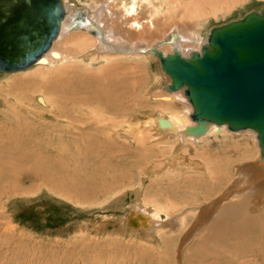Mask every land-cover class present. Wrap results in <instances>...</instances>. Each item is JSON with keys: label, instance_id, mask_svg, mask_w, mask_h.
Returning a JSON list of instances; mask_svg holds the SVG:
<instances>
[{"label": "bare ground", "instance_id": "1", "mask_svg": "<svg viewBox=\"0 0 264 264\" xmlns=\"http://www.w3.org/2000/svg\"><path fill=\"white\" fill-rule=\"evenodd\" d=\"M68 1L60 0L63 14L56 37L39 57L25 67L12 71L0 70L2 74L0 87L20 82L23 84L21 88H25V91L22 89L20 91L28 92L26 87H34L36 90L32 95L38 106L42 110H47V117L59 124L65 123L71 128V126H86L91 124L92 120L98 121L97 118L102 113H113L117 110L119 112L124 104L133 101L132 81L135 80L128 78L127 81L123 78L120 81L103 84L80 74V70L84 71L82 66L112 62L127 57L128 60L137 61L135 64L143 68V71H140L142 73L146 67L149 68L147 62L155 61L156 58L161 64L162 58L173 53L187 59L194 54H200L203 49L211 50L212 46L208 42L211 32L201 36L198 23L206 20L209 15L215 16L218 12L223 14V11L230 10L247 0H193L190 3H183L184 0H166L165 6L168 10L166 9L163 14L164 21L161 23L163 25L159 28L157 26V22H160L159 12L157 14L152 10L154 13L143 19L136 0L128 4L124 0H84L91 2L90 15L88 13L83 15L81 10L67 5ZM105 4L106 8H104ZM176 12L181 13L177 18L180 22L170 25L169 21L176 20ZM263 12L264 8L258 13L249 14L260 16ZM77 15L84 16L83 22H75L77 18L74 17ZM163 22L166 24L164 25ZM74 25L77 29L73 28ZM149 36L158 37L148 39ZM61 39H63L61 43L63 50L57 47ZM122 51L127 54H123ZM155 63L156 66L157 62ZM160 67L162 69V65ZM38 70L40 75L36 79L34 76ZM24 71L32 73L20 79L8 75ZM155 76L152 89H147L143 93L141 90L140 93L138 92L142 94L143 100L149 96L148 99L154 103V106L151 109L141 110L135 119L133 117L135 121L133 132L132 126H129L127 129L130 130L127 131L118 128V135L126 144H135L144 150L148 148L147 142L158 143L157 145L162 149H169L161 159L160 169L144 168L148 177H158L164 172L173 174L180 169L186 171L181 167L182 165L189 166L188 169L192 173L195 170L200 173L198 174L200 181L196 180V188L198 187L201 193L208 194L203 200L211 202L199 208L196 218L194 214L195 221L192 225L186 222L189 217L187 212L185 213L187 216L182 215L181 218L172 220L173 213L162 210L157 204L150 205L146 200L142 202L137 189L133 190L135 200L127 206L124 199L126 190L119 191L120 187L116 190L111 188L115 182L113 179L128 174L127 162L123 160L125 156L115 158L116 165L109 166L106 162L107 158L96 152L92 142H87L85 147L82 146L83 149L76 150L74 159L75 161L77 159L76 162L71 161L70 165L60 167L54 161V167L51 168L46 166L50 158H47L45 163L40 162L39 159L42 154L41 147L44 150L46 145L43 139L29 133L23 134L19 142L17 133L12 138L8 135L3 138L5 142H0V191L3 190L4 185L15 180L21 183L25 177H29L33 182H38V178L42 179L38 183L49 190L58 185L60 188L57 190L61 189L60 191L63 192V189L69 186L75 192L73 196L76 199L94 195L105 189H109L110 192L113 190L109 207L118 210L121 216H117L115 221L119 227L112 231V234L138 237L140 240L154 242L153 247L160 246L165 249H170L172 243L178 242L180 244H178V254L181 252L180 246H184L183 251L191 250L200 242L198 244L200 249L194 251L191 264H242L240 261L243 264H264V214L262 213L264 212V152L261 151V142L258 140L260 130L252 127L232 129V123L229 121H212L195 117L187 86H171V77L163 69L162 71L158 69ZM210 93V97L213 98V93ZM228 93L230 97L235 98L229 99L230 102L226 99L227 104L251 105V101L242 96L243 92L239 91L237 95L230 91ZM1 95L3 98L14 100L6 93L1 92ZM225 101H221V104L229 106ZM213 103L214 100L207 98L204 108L214 106ZM85 141H87L86 135L81 139L82 143ZM215 144L217 148L214 147ZM14 145L15 149H13ZM250 147L255 151L253 156L250 155ZM192 150L195 151V154L192 153L193 156L190 154ZM212 150L219 153L214 155ZM190 163L194 165L190 166ZM189 186L191 189L195 188ZM123 187L126 185H122ZM162 214L167 218L166 220L162 221ZM90 225V231L94 232V235L110 234L105 231L107 229L104 230L105 223ZM85 226L83 228L87 229ZM177 227L184 229V234H181L179 240L176 234ZM83 228L81 229L84 230ZM159 231L161 232L158 233ZM165 232L166 235L163 234Z\"/></svg>", "mask_w": 264, "mask_h": 264}, {"label": "rangeland", "instance_id": "2", "mask_svg": "<svg viewBox=\"0 0 264 264\" xmlns=\"http://www.w3.org/2000/svg\"><path fill=\"white\" fill-rule=\"evenodd\" d=\"M124 1L127 4L132 2V0ZM136 1L138 3V11L143 19H147L152 12L156 11L155 13L158 14L159 12L160 14V22H157L158 28L163 25L161 24L164 21L163 14L166 9L168 10L167 6H165L166 0ZM192 1L184 0L183 3ZM67 5L81 10L83 15L85 13L90 15V1L69 0ZM106 6L105 4L104 8ZM262 8H264V0H247L230 10L223 11V14L218 12L215 16L209 15L206 20H203L200 24L198 23V28L201 29L200 35L206 36L213 28L241 20L251 12H260ZM180 15V12H176V20L169 21L170 25L180 22L177 19ZM74 18H77L75 22H83L84 16L77 15ZM163 23L164 25L166 24L165 22ZM93 36L95 35L93 34ZM158 36H149L150 38L148 37V39L157 38ZM63 39L59 41L58 49H64L63 44L61 45ZM122 52L127 54V52ZM136 62L124 57L122 60L94 63V65H88L89 67L81 65L84 71L80 70L79 73L84 74L85 77L95 79L96 82L110 84L123 78H126L127 81L128 78H132L135 81H132L134 85V87L132 86L134 88L133 101H127L129 104H124L123 108L120 109L121 111L102 113V115H98V121L92 120L97 122L96 124L91 122V124L86 126L79 125L77 126L78 128L76 126H74L75 128L72 126L70 128L65 123L59 124L48 118L47 110H42L32 95L36 90L34 87H26L28 92H24L25 88H21L23 86L22 82L3 85L0 87V142H5L3 138L8 135L12 138L16 133L19 142L22 140L23 134L28 135L30 133L33 136H38L46 144L44 145V150L41 147L40 162L45 163V160L50 158L49 162L46 163V166L50 167H54V161L60 167L70 165L69 162L71 161L76 162L77 159L76 161L74 160L77 154H75L76 150L83 149L82 146L85 147L87 142H92L96 152L103 154L107 158L106 162L109 166L116 165L114 163L115 158L125 156L123 160L127 162L128 174L127 176L113 179L115 182L111 187L115 190L120 187L119 191L126 190V195L124 196L125 204L129 206L130 202L135 200L133 190L137 189L142 202L146 200L150 205L151 203L153 206L157 204L162 210L168 211L170 214L173 213L172 220H177L188 213L189 217L186 222L192 225L196 215H198L199 208L211 202L203 200L208 194L205 195L200 192L198 187L196 188V180L200 181V176H198L200 173L196 170L192 173L188 169L189 166L182 165L181 167H184L186 171L180 169L179 172L177 171L173 174L164 172L158 177H148L145 175L144 168L160 169L162 165L161 159L169 152V149H162L160 145H157L158 143L147 142V147L152 150L146 151L148 148L144 150L141 149V146L126 144L124 139L118 135V128H123L127 131L130 130L127 128L132 126L133 132L135 130V116L141 110L151 109L154 106V103L148 99L149 96L143 100L141 99L142 94H138V92L141 90L143 93L145 90H150L151 87H154L156 72L158 69L162 71L160 61L156 58L155 61L147 62L149 68L146 67L142 73L140 71H143V68L139 64L136 65ZM155 62H157L156 66ZM30 73L32 72L24 71L19 74L8 75H11L12 78L20 79V77L31 75ZM39 75L40 72L38 70L34 78L38 79ZM21 89L24 91H20ZM1 92L8 94L16 102L12 101V99L3 98ZM74 130L77 131L75 132ZM85 135L87 136V141L82 143L81 139ZM28 146L27 148L29 149L30 146ZM15 147L14 145L13 149ZM214 147L217 148V145L215 144ZM249 149L251 151L250 155H255L253 148L250 147ZM212 152L214 155L219 153L214 150ZM192 153L195 154V151L192 150L191 156H193ZM191 156L189 155V157ZM189 165L193 166L194 164L190 163ZM143 178H145L144 181ZM41 180L38 178V182ZM30 181L31 183H29ZM38 182H33L29 177H25L21 183L15 180L4 185L3 190L0 191V264H191L190 260L194 255V251L196 252V250L200 249L198 245L200 242H195L196 244L191 250L183 251L182 248L184 246H180L181 252L178 254V246L180 245L178 242L177 244L172 243L170 249H165L160 246L153 247L154 245L152 244L154 242L140 240L138 237H127V235L123 237L119 234H112L111 232H114L119 227L115 220H117V216H121L118 210H113L109 207L111 205L109 200L113 190L110 192L109 189H105L94 195L76 199L73 196L75 192L69 186H66L62 192L60 191L61 189L57 190V188H60L58 185L49 190V188ZM11 185L16 189L12 188ZM122 185H126V187L122 188ZM189 185L196 189H191ZM193 206L195 208L192 209ZM262 213L264 214V212ZM194 214L195 218L193 219ZM161 216L162 221L167 219L163 214ZM89 222L90 224L105 223L104 230L107 229L105 231L110 232V234L94 235L95 233L90 231L91 225ZM173 222L175 223V221ZM82 225H86L87 229H84ZM177 230L176 234L179 240L181 234H184V229L183 227L180 229L177 227ZM163 234L166 235V232ZM240 262L243 264L242 261Z\"/></svg>", "mask_w": 264, "mask_h": 264}, {"label": "water", "instance_id": "3", "mask_svg": "<svg viewBox=\"0 0 264 264\" xmlns=\"http://www.w3.org/2000/svg\"><path fill=\"white\" fill-rule=\"evenodd\" d=\"M62 14L60 0H0V70L20 69L39 57L56 37ZM208 42L211 50L187 59L167 55L162 69L171 86H187L195 117L259 129L264 152V12L214 28ZM238 90L251 105L227 104L235 98L228 92ZM207 98L216 106L204 108Z\"/></svg>", "mask_w": 264, "mask_h": 264}]
</instances>
